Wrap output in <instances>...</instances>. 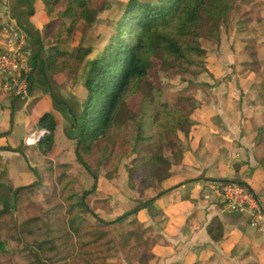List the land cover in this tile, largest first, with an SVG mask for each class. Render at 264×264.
<instances>
[{
    "label": "trees",
    "instance_id": "obj_1",
    "mask_svg": "<svg viewBox=\"0 0 264 264\" xmlns=\"http://www.w3.org/2000/svg\"><path fill=\"white\" fill-rule=\"evenodd\" d=\"M234 1L129 0L101 55L90 62L85 80L87 94L77 124V134L74 137L69 136L76 140L77 162L94 178L92 189L82 190L79 179L67 171L68 164L55 165L53 161H48V177H38L37 181L29 186L17 189L12 187L17 207L14 210L7 208L0 211V232L3 226L11 227L12 223L14 230L17 231L18 225L21 234H29L31 224L38 226L42 222L45 239L34 242L35 245L26 244L25 248L20 250V257L23 260L25 258L27 264H68L70 255L65 247L69 237L76 242L81 253L90 257L82 259L83 264H93L90 259H96L97 253H103L108 248L105 241L108 232L102 231L103 227L124 222L127 217L145 210L154 203L155 199L140 200L134 209L113 222H108L98 211L93 210L88 202V198L96 195L102 187L99 173L87 164L84 156L100 154L107 164L112 158L117 138L124 137L125 143L128 144V156H137V171L146 179L141 183L145 184L155 178L158 170L169 162L168 149L175 147L171 138L178 132H184L186 123L192 121L183 108H172L162 101L160 88L152 78L155 60L165 69L172 68L175 62L186 72L201 74L206 69L208 53L201 48L200 40L206 38L217 43L221 41L222 31L229 25L231 14L237 9ZM60 3L55 0L52 4H47L50 13L56 15L44 38L49 40L52 35L56 41L47 50L45 65L49 73L69 72L72 82H77L84 59L75 49L70 50L64 46L67 44L66 40L61 43L59 39L62 35L73 37L94 4L92 5L93 0H68L67 6L60 8ZM109 7L107 5L105 9ZM59 20H62L61 25L66 26V32L57 33L51 30L57 26ZM146 84L148 88L142 93ZM141 93L140 109L139 113H136L129 106V100ZM261 96L264 98L263 92ZM193 101V98L185 100L189 105H192ZM192 107L193 114L201 109ZM40 125L45 128L47 134L39 144L51 151L55 146L57 122L52 114H46L41 118ZM262 131L264 133V128ZM260 162L264 163V154ZM53 176L56 177L55 186L60 201L54 203L48 200L40 215L33 218L26 217L21 212L24 220L20 223L16 216L19 208L23 207L20 202H24L26 197L34 196L32 194L39 192L41 188L46 189V179L48 181ZM3 178L4 176L0 175L1 181ZM127 178L129 184L134 186L133 172ZM239 182L250 187L243 181ZM166 193L167 190H164L157 196L161 197ZM65 205L69 217L66 222L62 221L66 230L64 233L59 214ZM228 223L236 225L240 230H244L248 225L246 217L240 213H227L225 221L214 217L207 228L213 242L220 243L224 240ZM19 238L20 243L24 244L22 238ZM5 252L6 243L0 236V254L4 255ZM11 263L20 264L15 261Z\"/></svg>",
    "mask_w": 264,
    "mask_h": 264
},
{
    "label": "crops",
    "instance_id": "obj_2",
    "mask_svg": "<svg viewBox=\"0 0 264 264\" xmlns=\"http://www.w3.org/2000/svg\"><path fill=\"white\" fill-rule=\"evenodd\" d=\"M44 1L42 4L41 0H0L2 39L6 24L17 22L27 36L24 52L34 68L32 94L29 100L0 95V175L8 178V181L0 180V210L14 205L12 187L29 186L37 181L38 177L45 175L44 170L47 168L48 160L71 163L76 159L75 142L68 138L67 133L69 135V132H72V136L77 134V124L86 98L85 80L80 78L76 86L71 87L72 82L68 72L62 74V82L48 72L45 64L47 50L52 43L45 40L44 36L56 14L50 13L47 7V4H52L55 0ZM0 44L3 45L2 42ZM253 75H247V79L252 78ZM239 81L241 84L244 80L240 77ZM221 85L226 87L224 83ZM227 86L228 88L214 89L213 96L217 97L216 100L207 101L196 112L198 114L195 113V123L204 125L207 130L206 144L218 146L217 148L225 151L226 156L216 153L219 151L217 148L218 151L211 150L214 156L208 159L211 163L217 162L218 165L207 171L203 177L200 176L204 171L197 170L196 176L192 174L194 180L198 179L196 182L181 183V175L176 176L174 172L176 170L171 172V169L161 181L164 190H174L176 195L181 193L184 196L190 187L195 188L199 194L188 193L190 197H185L182 201L177 198L172 204L154 202L150 207L140 211L139 215L135 214L134 219L129 220V216L124 222L114 224V226H123L139 223L144 229L152 228L156 232V239L150 242L145 235L146 242L139 244V250L144 249L143 253L148 252L145 264H212L211 255H218L216 251L220 252V256L224 255L221 256L223 259L229 260L228 247L244 240L245 229L250 225L245 216L249 226L247 225L244 230L228 223L226 230L230 225L233 231L229 234L225 231L222 242L215 243L209 236L207 228L211 220L220 217L225 221L227 212L224 205L213 198L206 200L204 195L210 192L209 184L212 182L234 181L233 179L225 181L222 175L228 177L233 173L240 178L237 182L243 181L249 184L264 198V163L260 162L264 154L262 131L264 100L262 102L256 100L259 94L257 89L242 85L243 91L240 89L234 91L231 89L233 84L229 82ZM46 114H54L57 122L55 146L51 151L40 146L39 142L35 145L25 143L27 137L45 131L40 121ZM21 145H24L25 149L19 152ZM188 153V157H191L192 152ZM232 163L234 168L230 169ZM209 166L212 167V164ZM190 179V176L186 178V180ZM124 182L128 184L126 180ZM174 182L181 184L173 189L170 183ZM237 231L242 234L237 233L239 234L237 235ZM251 233H257L264 238V234L259 230L254 229ZM130 236L132 237L133 234ZM131 237L124 243H121L117 237L115 242L116 251L120 252V249H124L123 252L129 259H133V253L135 254L134 251L138 249V245H135ZM145 246H148V249ZM133 261L131 264H139L136 259Z\"/></svg>",
    "mask_w": 264,
    "mask_h": 264
},
{
    "label": "rangeland",
    "instance_id": "obj_3",
    "mask_svg": "<svg viewBox=\"0 0 264 264\" xmlns=\"http://www.w3.org/2000/svg\"><path fill=\"white\" fill-rule=\"evenodd\" d=\"M59 1L61 2L60 8H65L68 4V0ZM44 2V0H41L42 4ZM128 2L129 0H93V9L85 15L84 20L80 24L77 32H75V35L71 38H68V35H62L59 39L61 43H64L66 40L67 44H64V46L70 50L75 49L78 55L84 59V65L80 70V75L77 81H79L80 78L86 80L90 62L101 55L110 36L116 28L118 21L121 19ZM107 5L110 7L105 9ZM234 5L237 9L231 14L229 25L223 29L221 41L217 43L206 38L200 40L201 48L208 53L206 69L201 74L195 75L186 72L179 68L175 62H173L172 68L165 69L158 60H155L156 63L152 72V78L160 88L162 101L168 103L172 108H183L185 114L190 116L192 120L191 123H186V129L184 132H178L177 135L171 138L173 146L175 147L168 149L167 156L169 162L158 170L155 178H151L150 182L145 184L141 183L142 180L146 179L143 177L142 173L137 171L135 165L137 156H128L129 149L126 146L128 144L125 143L124 137L117 138V144L116 146H113L114 152L112 158L107 164L104 163L105 158L100 154L93 153L92 155L84 156L87 164L99 173L101 179L100 185L102 187L96 195L88 198V202L93 210L97 211V209H101V211L98 212L108 222H112V220L124 215L129 212L130 209L132 210V208L138 205L140 200H149L152 198L155 199V203L165 202V204H172L175 203L177 198L182 201L185 197H190V194L188 193H198L195 188L190 187L185 192L184 196L181 193L176 195L174 190L171 189L167 190V193L161 197L157 196L160 192L164 191L161 186V181L166 178L170 169L171 172L176 170L174 171L176 176L181 175V183L189 182L187 184H190L198 181V179L194 180L192 178V174L196 176L197 170L204 171L202 176H200L203 177L207 171L218 165L217 162L211 163L208 159L211 156H214L212 151L216 150L218 146L206 144L205 137L207 136V130L204 128V125L195 123L196 115L198 113L195 112L196 115L195 113H192V106L200 108L201 105L205 104L207 101L216 100L217 97L215 95L213 96L214 89L228 88L227 84H229V82L233 84V88L231 89L234 91H236V89L243 91L242 85L247 88L257 89L259 94L256 97V100L261 102L264 100V98L261 97L262 92L264 93V0H235ZM61 23L62 20H59L57 26L53 27L51 30H55L57 33L60 31L66 32V26L61 25ZM89 24L92 25L87 28L86 26ZM3 39L0 34V43H3ZM55 41L56 39L54 36L50 35L49 42L55 43ZM2 46L3 45L0 44L1 49L3 48ZM3 51L4 49L1 52ZM250 74L254 75L252 78L247 79V75ZM51 75L53 77H58L60 82L63 81L62 74L51 73ZM240 77L244 80L241 84V81H239ZM72 81L73 80L71 79V82ZM76 83L77 82H72L71 87L76 86ZM223 83L226 84V87L221 85ZM146 85L147 86L144 87L142 93L146 92L148 84ZM142 93L129 100V106L136 113H139ZM187 98H193L195 100L192 102V105L185 102ZM52 115L55 118V115ZM70 135L71 137H74L72 136V132H69V135L67 133V136L75 142L76 147V140L70 138ZM234 147H237V145H234ZM24 149L25 146L21 145L19 152L24 151ZM217 149L219 151L216 150L218 151L216 153H222V155L226 156L223 149ZM189 151L192 152V154L190 153L191 157H188ZM53 163L56 165L61 162L53 161ZM65 164H68L67 171L79 179L83 191L92 189L94 184L93 176L86 171L76 159L71 163ZM210 164H212V167L209 166ZM177 167L179 169H177ZM232 168H234L233 163L230 169ZM129 170H131L130 173L133 172L134 175V186H131L128 182L127 176L130 174ZM44 174L45 177H48L46 170H44ZM189 176L191 179L186 180ZM222 176V178H225L223 180H240V178L233 173L228 175V177H225V175ZM183 178H185L184 181H182ZM7 179L8 178L5 176L2 181H8ZM49 180L47 181L46 179V189L41 188L39 192L37 191L38 193L36 192L35 194H32L34 196L26 197L24 202H20V204L23 203V207H20L16 214L20 223L24 220V215L22 214H25L26 217L28 216L32 218L39 216L43 206H47L46 204L48 200H51L54 203L60 201L59 192L56 190L57 187L55 186L56 177H50ZM124 180L128 182L127 185ZM181 183H170V186L174 189ZM131 202L135 203L131 204ZM15 207H17V205L14 199V205L8 209L14 210ZM139 214L140 212L138 215ZM68 217L65 205V208L59 214L61 228L64 233L66 230L65 226L63 227L62 221L64 220V222H66ZM135 217L136 216L132 215L129 217V220L134 219ZM112 225L103 227L102 229V231L108 232V235L105 238L108 248L105 249L104 252L102 251L103 253H97L96 259L95 257L90 259L91 262L93 264H131V262H134L133 260L136 259L139 264H145L148 259V256L146 255L148 252L145 251V253H143L144 249L139 250V244L146 242L144 241L145 235L148 236L150 242L151 240L156 239V232H154L152 228L148 230L144 229L139 223L133 225L132 223L124 224L123 226ZM38 226L39 228H37ZM38 226L31 224L29 227L31 233L29 234H21V228L18 225L17 231L14 230L12 223L11 227L9 225L3 226L1 228L0 236L6 243V255L0 254V264H12L11 261L20 264H27L25 258L23 257V260L21 259L22 257H20L22 253H20V250L24 249L26 244L35 245L34 242H39L45 239V231L41 227L42 222L39 223ZM226 231L227 234L231 233L233 231L232 226H227ZM253 231L254 228L249 226V228L245 229V239L239 241V243H236L232 247L230 246L231 248L228 247L229 260L223 259L221 256L224 255L222 254L220 256L219 251H216L218 255H211L210 261H212V264H264V238L257 233L252 234L251 232ZM237 233L242 234L240 231H237L236 234ZM130 234H133V236L131 237ZM126 235L127 238H125ZM19 237L22 238L24 244L20 243ZM117 237L121 243L127 242L131 237L134 243H136L135 245H138V249L134 251L137 256L133 253V259H129L123 252L125 251L124 249H120V252H117L115 244ZM67 240L68 242H66L65 250L70 255L67 260L68 264H83L82 259L90 258L85 255V253H81L78 250L74 240H71L70 237ZM146 248L148 249V246ZM206 249L210 248L206 247ZM222 260H224L223 263Z\"/></svg>",
    "mask_w": 264,
    "mask_h": 264
},
{
    "label": "built area",
    "instance_id": "obj_4",
    "mask_svg": "<svg viewBox=\"0 0 264 264\" xmlns=\"http://www.w3.org/2000/svg\"><path fill=\"white\" fill-rule=\"evenodd\" d=\"M9 13V9L6 10ZM4 51L0 54V95L29 100L32 94L34 68L30 64L24 47L27 36L13 21L4 29ZM2 49V50H3ZM47 134L41 131L25 139L27 145H35ZM206 200L215 199L224 205L226 212L240 213L248 218V224L264 234V198L253 189L237 181L212 182Z\"/></svg>",
    "mask_w": 264,
    "mask_h": 264
}]
</instances>
